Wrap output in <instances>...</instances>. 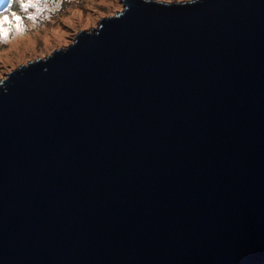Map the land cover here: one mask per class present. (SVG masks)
Instances as JSON below:
<instances>
[{
  "label": "water",
  "instance_id": "water-1",
  "mask_svg": "<svg viewBox=\"0 0 264 264\" xmlns=\"http://www.w3.org/2000/svg\"><path fill=\"white\" fill-rule=\"evenodd\" d=\"M123 2L0 83V264H264V0Z\"/></svg>",
  "mask_w": 264,
  "mask_h": 264
},
{
  "label": "rangeland",
  "instance_id": "rangeland-1",
  "mask_svg": "<svg viewBox=\"0 0 264 264\" xmlns=\"http://www.w3.org/2000/svg\"><path fill=\"white\" fill-rule=\"evenodd\" d=\"M123 1L61 0L62 7L53 13H43L42 15L47 16L48 19L38 18L35 27H32L30 21L25 20L28 31L22 36L14 37L6 45H0V75L7 76L9 69L15 70L22 63L30 64L38 58L46 59L49 52L52 53L57 48H64L73 43L82 31L92 33L93 28H99L102 19L114 17L117 13L115 15L111 13L121 6L124 8ZM185 1L187 2V0H173L178 3ZM3 6L4 0H0V7ZM101 12L104 13L103 17L100 16ZM89 15L92 17L91 20L88 19ZM85 24L88 25L86 29ZM45 40L48 41L47 44ZM65 41H68L66 46Z\"/></svg>",
  "mask_w": 264,
  "mask_h": 264
},
{
  "label": "snow or ice",
  "instance_id": "snow-or-ice-1",
  "mask_svg": "<svg viewBox=\"0 0 264 264\" xmlns=\"http://www.w3.org/2000/svg\"><path fill=\"white\" fill-rule=\"evenodd\" d=\"M161 3L171 4L173 0H160ZM51 4V7L49 5ZM62 7L61 0H4V6L0 7V45H6L16 36H22L28 28L25 25V20L30 21L32 27L36 26L38 18L48 19L47 16L42 14L45 12L53 13ZM124 8L121 6L111 13L115 15L117 12H123ZM83 15V13H81ZM100 16L103 17L104 13L101 12ZM100 17H97L99 19ZM89 20L92 17L89 15ZM87 24L84 25L86 29ZM48 41L45 40V44ZM68 41H65V46ZM52 53L49 52L50 56ZM14 69H9V75ZM7 79V76L0 75V83Z\"/></svg>",
  "mask_w": 264,
  "mask_h": 264
},
{
  "label": "clouds",
  "instance_id": "clouds-1",
  "mask_svg": "<svg viewBox=\"0 0 264 264\" xmlns=\"http://www.w3.org/2000/svg\"><path fill=\"white\" fill-rule=\"evenodd\" d=\"M187 2H189V3H196L197 0H187Z\"/></svg>",
  "mask_w": 264,
  "mask_h": 264
},
{
  "label": "bare ground",
  "instance_id": "bare-ground-1",
  "mask_svg": "<svg viewBox=\"0 0 264 264\" xmlns=\"http://www.w3.org/2000/svg\"><path fill=\"white\" fill-rule=\"evenodd\" d=\"M88 21V20H87ZM25 41H27V40H25ZM58 41V40H57ZM20 42V41H19ZM23 42V41H22ZM59 42V41H58ZM61 42V41H60Z\"/></svg>",
  "mask_w": 264,
  "mask_h": 264
}]
</instances>
